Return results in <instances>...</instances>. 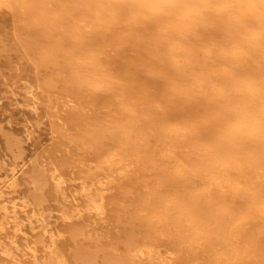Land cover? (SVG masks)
<instances>
[{
    "label": "bare ground",
    "instance_id": "1",
    "mask_svg": "<svg viewBox=\"0 0 264 264\" xmlns=\"http://www.w3.org/2000/svg\"><path fill=\"white\" fill-rule=\"evenodd\" d=\"M7 1L22 6L24 18L20 20V23L23 22L24 27L27 28L26 33L23 32L26 35L23 41L25 44H29L33 41L39 42V64L47 65L48 63L50 67L51 65H56V68L53 67L57 71V83L56 79L54 81L53 78L50 79L51 77L46 78L42 82V85L39 83L43 86V90H40L46 93L44 96L45 100L43 101H45V107L47 104L46 109L51 107L52 109H50L53 110L56 115L57 112L59 113L61 110L64 111L63 113L67 114H65L66 118H64V121L58 119L56 116L58 121L62 120V126L67 124L68 128L69 126L75 129L77 128V130L79 128L77 133H74L75 135L73 134L74 141L78 142L79 146H85L87 143L90 144V146L88 144L87 148L91 149L90 153L93 154V157L91 159L92 163H90L88 169L93 166V170L104 172V164L108 166L121 163L124 164L128 159L125 154L126 150L129 148H136L139 146L140 141L147 139V137H144V139L139 137L137 140V137L135 139L132 138L133 131L137 130L136 132H138L139 129L141 130L142 128H137V123H148L149 125H147L150 128L152 125L155 129H158L157 131H161L160 133H162L163 137H166V141H164V143L162 142L163 146L159 149L162 159H172L174 150L178 147L183 148L184 146L190 145L191 148L192 146L195 148L196 152L193 148L192 150L193 153H196H194L196 156L190 152L192 156L191 163L188 162V160H186L188 163H185L190 165L195 163L192 169L194 167L196 169L201 168L200 171H203L204 176L210 179L206 189L207 192L204 190V197L205 193H207L206 195H210V192L213 190L212 186H215L219 192H224L226 183L230 180L227 178L228 171L235 172V183L232 181L233 185H236V182L237 184H241L242 180H249V184L252 183L253 186L256 184V186H258L257 191L249 204L251 208L255 207V209L258 210L259 216L264 220V98H262V92L257 89L255 84V78H264V69L251 73V77L247 79V82H242V77L237 75L235 70L228 69L230 64L229 60L225 57L222 58V56L228 54L226 55L228 57L230 53L236 51L240 39L239 36L236 35L237 28L239 26H246L245 21L248 16H259L261 25H264V0H207L209 3H232L239 7L223 9L227 13H225L227 16L219 17L221 20L216 18V15H210L207 21L205 20L207 18L203 17L206 22L203 23L200 28H190V30L185 26L187 22L170 18H161V20L157 21V18L150 19V17V20L148 19L145 22L142 19V21L139 22L140 28L135 30L134 24H136L144 14L140 15L135 11L129 10V8L115 11L110 10L111 4L118 0H76L83 6V8H81L82 16L87 15L89 4L95 3L100 19L99 24L106 27L108 30L111 29L113 33L111 38H108L110 35H108L109 32H107V37L101 35L99 38L91 39L87 42V45L75 48L77 52L73 54L71 52L72 49L68 47L71 44H67V48L70 50L65 51V56L62 54V51L65 50L64 42L62 43L58 41L57 38L55 39L56 35L53 34V30L60 28L61 23L56 21L54 17H51L52 13H54V11H52L54 7H50V2L52 0ZM125 1L129 5L134 2V0ZM213 12L215 13L216 10ZM213 12H211V14ZM72 13L74 14V12H71V14ZM70 15H68V17H70ZM30 21L33 23L32 26L29 24ZM90 26L91 25H89V27ZM158 28H162V31H165V33H156ZM86 30L90 31L88 27ZM133 33H137L135 41H131L129 44V36ZM244 36L247 35L245 34ZM127 43L130 46V50L127 55L123 56L121 53L125 51L123 48ZM118 45H123L121 46L122 49L120 46L116 48L120 49L119 51L114 49ZM206 52H211L212 57L209 56L210 53L208 56L204 55ZM61 54L63 55L62 57H64V65L61 64L62 68L67 67V70H69V74L66 73L67 76L64 72H60L59 66L61 65L59 64V66H57L58 62L56 63L55 60L57 55L62 59L60 56ZM82 55L85 56L84 60H82V58H84ZM116 56H120L121 58L117 59L115 58ZM262 66L260 65V67ZM251 67H253V65ZM210 75L212 79H210ZM118 80H121L123 85L116 83ZM36 85H38V83ZM35 90L36 88L34 89L31 84L25 90L26 97L29 100L26 107L32 114L39 116L40 110L38 106L41 104L40 97L43 93L41 94V92L39 93L37 91L41 94L39 97ZM102 92L106 93L105 96ZM52 94H55V96ZM116 106H118L119 110L115 109ZM83 109L87 110L84 114L81 113ZM65 110H70L71 112L69 113V111L66 112ZM117 110L119 112L126 111V114L120 115ZM144 115H148L149 117L147 116L148 119L141 121L140 118ZM24 127L25 138L31 140L35 133L33 125L27 121ZM143 130L145 129L143 128ZM178 137L181 140H178ZM147 140L149 141V139ZM144 146L145 145H143V148ZM187 149L188 148H186V150ZM182 151L184 153L186 152L185 150ZM186 154H188L189 158V151L188 153L186 152ZM173 157H175V159H180V157ZM183 157L181 159L182 161L184 159ZM195 157L196 161H194ZM4 159L5 158H2L0 161L1 212L5 211L6 208L4 197L6 195V187L14 181L18 174H24V168L22 170L19 169L18 163L16 162L17 160H15L16 158H13L15 162L10 160L7 162ZM181 160L177 161L181 164ZM164 163L165 162H163V164ZM243 163L247 165L245 168L246 170L238 167ZM167 164L169 165L170 163L168 162ZM153 167H157L156 164H154ZM179 167L182 169L181 165H176L173 169L179 172ZM167 169L169 171V168ZM170 169L172 170V168ZM164 171L162 169L157 172V185L155 184L156 187L151 193L146 192L145 188H142V191H145L142 193L149 196L151 195L153 199L152 204L157 209L153 210L154 208H151L152 204L150 205V203L145 201H143L144 204L140 203V208L142 211L145 209L157 211V214H160V216L162 214L168 215L167 224H165V222V225L162 223L161 230H163L160 235L165 234V232H163L164 229H166L167 225H170L169 215L174 212L176 214V219L171 217L170 220H173V218L175 219L171 221V224L173 223L171 227L178 232L179 236L183 235L185 232L196 230V234L201 241H199V239L197 241L196 239L195 243L192 242L188 244L189 247L192 246L190 248L193 250L189 253L187 252L189 247L188 249L185 248V252L188 253V256L180 263L201 264L199 258L200 253L209 254L217 250L220 243L216 242V240L218 241V239L225 237L226 224L229 220L236 218V215H233L226 206L215 207L209 199H206V201V197L204 198L203 195L201 199L200 195L202 193L200 195L197 193L194 194L196 191H193L194 186L191 190L189 186L190 183L185 184L184 179L182 180L183 184L179 185L181 182L178 184L181 178L187 177L186 180H188V176L191 174V168L189 169L190 174L187 173L189 174L188 176H186V171L185 174L180 171L184 174L181 175L180 178L176 176L177 173L175 174V178L173 176L170 177L166 171ZM172 171V173L176 172L175 170ZM197 173L198 171L195 175H197ZM203 174L201 173L199 177L201 178ZM44 176L46 175L41 172L31 175V178L39 184L40 189L46 182ZM190 176H194L193 173ZM49 178L54 188L59 190H57V193H61L63 196L64 187H62V185L66 183L64 177L55 169L52 171ZM177 178L179 179L176 180ZM80 185L91 208L94 209L97 215L104 216V190L100 189L99 191L92 192V185L84 180H81ZM178 186L181 189L178 190ZM167 187L176 188H174L175 190L171 189L172 191L169 189L167 192ZM126 190L128 191V189ZM38 197L40 199L38 200L42 201V195ZM65 198L64 196L63 199L65 200ZM122 204L118 203L120 207L118 210L120 212L123 208H126V205ZM134 205L135 204H133V206ZM38 207L40 208V206ZM38 210L37 208V211ZM250 210L252 211V209ZM127 214L125 227L122 231L119 230V233L114 237V242H109V244H104V242L101 243L97 238L98 234L102 233H94L91 243L93 240L94 242L90 247L77 243L72 248L71 253L67 254L60 250L57 244L58 235L48 228L47 220H45L44 217L45 215L39 217L34 213L32 215L25 214V219H18V215L13 214L10 220L15 223V228L20 230L25 236L26 233L21 227L24 223H27V228L30 227V229H33V218L38 217L36 219L38 221L37 224L39 226L43 225L42 235L47 237V240H44L40 246L49 248L46 253L47 258L46 256L41 257L42 259L45 258L43 259V264H137L140 262L139 259L142 260L143 258L155 264H179L172 261L171 258L165 257L173 255L175 248H166L165 253L169 255H164V253V256H162L161 250L155 247L153 243L151 244L152 239H154L152 236L157 233L153 222H140V214L138 215L137 212L128 211ZM75 215L76 211L74 216ZM154 215L155 214H149L145 219H151ZM112 216L114 217V215ZM183 216H186L187 223L185 221V223L182 222ZM9 218L10 216L7 215L6 211L1 214L0 230L10 221ZM68 218L71 217L63 213V219L68 220ZM163 219L164 218H161L160 220L163 221ZM158 223H160V221ZM182 223H184V227L186 225L185 228ZM202 223L207 227L200 230L198 227ZM163 225L165 228H163ZM172 228L170 230H172ZM170 230H167V232ZM72 231L74 232L72 237L76 240L84 233L85 226L78 227L75 231ZM170 232L173 233L175 231ZM170 232L168 233L171 238ZM262 234L264 233H261V235L247 234L245 238V247L243 250L245 254H247L246 256L250 264H258L259 259H264V236H262ZM95 236L97 237L95 238ZM1 237L2 236H0V246L2 247V253L8 256L7 258L12 261V264L24 263L16 258L18 253L26 255V257L31 259L34 258L33 260L35 261V256L39 247L35 244L40 240L42 241V238H39L37 241L24 242L25 245L20 246L14 240L7 243ZM188 237L190 238V236ZM191 237H193V235ZM194 238L195 237L192 239ZM181 241H183V245V243L187 241V238L185 242L184 240ZM148 242H150V246ZM181 247L183 249V246ZM176 249L177 251L179 250L178 247ZM26 251L29 255L26 254ZM197 251H200V253L198 254ZM235 260L236 255L232 254L229 264H235ZM30 263L31 261H29V264Z\"/></svg>",
    "mask_w": 264,
    "mask_h": 264
},
{
    "label": "rangeland",
    "instance_id": "2",
    "mask_svg": "<svg viewBox=\"0 0 264 264\" xmlns=\"http://www.w3.org/2000/svg\"><path fill=\"white\" fill-rule=\"evenodd\" d=\"M50 5H51L50 7H52V8L54 7V9L52 10V11H54V13H52L51 17H54V19L56 21H59L61 23V27L53 30V34L56 35V37L54 36L55 39L57 38L58 41H61L62 43L64 42L63 44L65 45V50L62 51L63 52L62 54L64 56H65V54H64L65 51L70 50V49L68 50L67 44H69V45L71 44L68 47L72 49L71 52L73 54L74 52L75 53L77 52V50L75 48L87 45V42L90 41L91 39L99 38V37H101V35H104L105 37H107V34H106L107 32H109V33L111 32L110 34L108 33V35H110V37L108 36V38L112 37V33H113L112 30L111 29L108 30L106 27H103L99 24L100 19L98 17V10H97L95 3L89 4L90 5L89 11L87 12V15H84V16L81 15V13H82L81 8H83V6H81L76 0H67V1H65V0H52L50 2ZM124 6H126V7H124ZM110 8H111L110 10H112V11L122 10L124 8L125 9L129 8V10H132L129 7V4L125 0H118L114 3H112ZM132 11H134V10H132ZM71 12H74V14L73 13L71 14ZM211 12H213V11H211ZM211 12L207 13V17H206V15L204 16V18H207V19H205L206 21L208 20L210 15H216L217 16L216 18H218V19L221 16L222 17L227 16V15H225L226 12L223 9L222 10H216V12H215L216 14L214 12L211 14ZM139 14L142 15L141 13H139ZM23 15H24V13L22 10V6L20 4H15V3L9 2L7 0H0V161L2 158H5L4 160L7 162H9L8 160L14 161V162H15V160H17L16 162L18 163L19 169L22 170L24 168V174H18L17 177L14 179V181L12 183H10L5 189V194H6L4 196L5 197V203H6L5 211H6L7 215L10 216L9 220L12 219L11 216H13V214L18 215V219H25L26 218L25 214L32 215L34 213V214H37V216H39V217H41V215H43V216L45 215L44 217H45V220H47L46 222L48 223V228L51 229V231H53L54 233H56L58 235L57 236V244H58L60 250L67 254V253H71L72 248L77 243L82 244L83 246L87 245L90 247V245H92L94 242V240H93V242L91 243L92 237H94V233H96V234L102 233V234H98V238H97L101 241V243L104 242V244H109V242L110 243L114 242L115 241L114 237L117 235V233H119V230L122 231L123 228L125 227V221L127 218L126 215H128L127 214L128 211L134 212V213L137 212L138 215L140 214V219H141L140 222L151 221L155 225V229L157 230V233L152 236V238H154V239H152V242L150 240L151 244L153 243V245L155 247H158L161 250L162 256L167 254V253H165L166 248H168V247L175 248L174 251L172 250L173 255L167 254V255H169V257L168 256H165V257L171 258L172 261H174L176 263L183 264L180 262H182L188 256V253L185 252V248L188 249V247H189L188 244H190L192 242L195 243L196 239H197V241H198V239H199V241H201V239L198 238V235L196 234V230H193V231H190L187 233L185 232L183 235L180 234L181 236H179L178 232L176 230H173V228L171 227V225L173 224V223L171 224V221H174L176 219L175 218V216H176L175 212L174 213L171 212L173 215L172 214L169 215L170 216L169 217V221H170L169 224L170 225H167L166 229L170 230L172 228V230H170V231H175V232L171 233L170 231H168V232H170L171 238H170L169 233L167 232L166 229H164V231H163V232H165V234L160 235L161 231L163 230V229L161 230L162 223L164 224V222H165V224H167L168 215L162 214L160 216V214L159 215L157 214V211H151L149 209H145L142 211L140 208L141 207L140 205L143 203V201L150 203V205L152 204L153 199H152L151 195L149 196V195H146L145 193H142L144 191V190L142 191V188L143 189L145 188L146 192L151 193L153 191V189L156 187L155 184L157 185V183H156L157 175L156 174H157V172L161 171L162 169H163V171L165 170L166 173L170 177L173 176L176 178V176L177 177L179 176V178H180L181 175L185 174V171H186V174L187 173L190 174L189 169L191 168V174L193 173L194 176H190L191 174L190 175L187 174L186 176L189 175L188 176L189 182H188V180H186L187 177H185V178H181L180 179L181 181L179 180L178 184L180 182L181 183L179 185L183 184L182 180L184 179L185 184L190 183L189 186L191 187V190L193 188H194L193 191L196 190L194 194L197 193L198 195H200L202 193L200 195L201 196L200 198L202 199V195L204 197V190L206 191L208 181L210 179L204 176L203 171H200L201 168H197L199 170H197L195 167L192 169V166L193 165L195 166V163H193V165L192 164L191 165L186 164L192 160L191 154L193 153V150L195 151V148L192 146V148H193V150H192L190 145L184 146L183 148L178 147V148H176V150H174L173 156H176V158L180 157V159H175V157H173V156H172V159H168L169 161L167 159H164V158L162 159L161 154H160L161 151L159 149H160V147L163 146L164 141H166V137L165 136L163 137L162 133H160L161 131H157L158 129H155L152 125L150 128L148 126L149 125L148 123H147L148 124L147 125V124H143L142 122H140V123H137L136 127L137 128L142 127V128H141V130L139 129V131H138L139 133L136 132L137 130L133 131L132 138L135 139L137 137L136 138V140H137V139H139V137H142L143 139H144V137L145 138L147 137V139H149V141L147 139H145L146 141L145 140L140 141L141 145L139 144V146H137L136 148H134V149L129 148L128 150H126L125 154L127 155L128 159L125 161L124 164L121 163L122 165L116 164L114 166H108V165L104 164L103 168L105 167V170L108 168L106 171L104 170V172L99 171V170L98 171L93 170L94 169V168H92L93 166L91 167L92 169L91 168L88 169V166L90 165V163H92L91 159L93 157V154L90 153L91 149L87 148L89 143H87L85 146L80 145L81 146L80 147L78 142L74 141L73 134L77 133L79 128H78V130H77V128L75 129L74 127H71V126H69V128H68L67 124L62 126L63 123H61V122H62V120L64 121V118H66L65 116L67 114L63 113L64 111L61 110L59 112L60 115L58 112L56 115V113L53 110H51L52 109L51 107H50L51 109L50 108L46 109L47 104L45 107V103H44L45 101H43V100H45L44 96L46 95V93L44 91H42L43 86H41V85H42V82L46 78H50V77H51L50 79L53 78L54 81L56 79V83H57L58 75H57V73H56L57 71L55 69L56 65H51V67H50V65L48 63H47V65H40L39 64V62H38V59H39L38 50H39V45H40L39 42L33 41V42H30L29 44L24 43L23 40L26 38V35L23 32L26 33L27 28L24 27L23 22L20 23V20L24 18ZM68 15H70L71 18L68 17ZM146 15L144 14V16H142L140 18V20L135 18L136 20H138V22L136 24H134L135 30H138L140 28L139 22H141L142 19L144 20V22L147 21L149 19V17H150V19L151 18H157V21L161 20V18L166 19V17L164 18V17L160 16V18H159V16L155 17L154 15H150V16H149V14L147 16ZM204 18L198 20L195 24L186 23L185 26H186V28H188V30H190V28L198 29L201 27V25H203V23L206 22L204 20ZM170 19H174V18H170ZM219 20H221V19H219ZM31 22L32 21H30L29 24L32 26L33 23H31ZM199 22H201V23H199ZM81 23L82 24L84 23V24L82 25ZM245 23H246V26H239L237 28L239 30V32L237 30L236 35L239 36L240 39L238 41L236 51H234L233 53H230L228 57L226 56L228 54L222 56V58L225 57L230 62L228 69L229 70H235L236 74L239 75L240 77H242L241 78L242 82H247V79H249L251 77V73H254L258 70L261 71L262 69H264V68H262V67H264V66H262V65H264V25H261V21H259V16H248ZM196 24H197V28H196ZM79 25H82V26H79ZM89 25H91V26L89 27ZM84 26H86V27H84ZM87 27L90 29V31L86 30ZM160 32L165 33V31H162V28H158L156 33L159 34ZM78 34H80L81 36ZM136 34L137 33H135V34L133 33L129 36V38H130L129 44L131 43V41H135ZM245 34L247 36H244ZM60 37L62 40L60 39ZM161 37H163V36H161ZM257 37H258V39H257ZM133 38H134V40H133ZM256 40H258V41H256ZM67 41H69L70 43ZM129 44L127 43L126 45H124L123 50H125L126 52L124 51L123 53H121V54H123V56L128 54V52L130 50ZM240 44H242V45H240ZM119 46L121 47L123 45H118L114 49L119 51L120 49H116V48H119ZM245 47H247V48H245ZM121 49H122V47H121ZM255 49H257V50H255ZM256 51L259 53H257ZM209 53H210V55H209ZM245 53H247V54H245ZM62 54L60 55L61 57L63 56ZM204 55H206V56L209 55L210 57H212L211 52H206V53H204ZM82 56H84V55H82ZM63 58L64 57H62V59ZM115 58L120 59L121 57L116 56ZM60 59L61 58L58 57V55H57V58L55 59L56 63L58 62L57 66H59V64L64 65V59L63 60L62 59L60 60ZM84 59H85V56H84V58H82V60H84ZM254 61H256V62H254ZM259 63L262 67H260ZM240 65H241V67H240ZM252 65H253V67H251ZM59 67H60V72H64L65 75H66V73L69 74V72H68L69 70H67L68 69L67 67L62 68V65ZM238 71H239V73H238ZM260 78L261 77L255 78V84L257 86V89L260 92H262V94H261L262 98H264V83H262V82H264V78H261V79ZM210 79H212L211 75H210ZM25 82H27V83H25ZM37 83H38V85H36ZM116 83L123 85L122 84L123 82L121 80H118ZM30 84L34 87V89L36 88V90H35L36 92L38 91L39 93L41 92V94L43 93L41 96V94H39L37 92L38 96L39 97L41 96L40 97L41 104L38 106L39 110H40L39 116L32 114L28 110V108L26 107V104L29 102V100L26 97V91L25 90L30 86ZM37 86H38V88H37ZM40 89H42V90H40ZM102 94H104V96H105L106 93L102 92ZM52 95L55 96V94H52ZM42 101H43V104H42ZM118 106H116L115 109L119 110ZM65 111L66 112L69 111V113L71 112L70 110H65ZM85 111H87V110L83 109L81 111V113L84 114V113H86ZM119 113H120V115H123V114L125 115L126 111H121ZM141 115H143V114H141ZM56 116L58 117V119H62V120L58 121V119H56L57 118ZM147 116L148 115L141 116L140 120L142 121L144 119L145 120L148 119L149 116L148 117ZM27 121H29L33 125V130L35 132L34 136L31 138V140L26 139L24 136V129H25L24 126H25ZM138 124H139V126H138ZM56 125H57V127H56ZM66 125H67V127H66ZM143 128L145 130H143ZM151 129H152L153 134L155 136L152 134ZM67 130H69V131H67ZM74 130H75V132H74ZM140 133H143V134H140ZM156 133H159V134H156ZM68 137H69V139H68ZM151 137H153V138H151ZM178 140H181V139L178 137ZM152 141H155V142H152ZM142 143H143V145H145L144 148H143ZM89 146H90V144H89ZM189 147H190V149H189ZM186 148H188V149L186 150ZM135 149H136V151H135ZM182 150H185L187 153L189 151L190 157L188 158V154H186V152L184 153ZM177 151H178V153H177ZM190 152H191V154H190ZM179 154L182 157L184 156L183 161L181 160L182 157ZM195 154H194V156H196ZM11 158L12 159L16 158V159L12 160ZM161 160H163V161H161ZM177 160L178 161L181 160L182 163L180 164ZM186 160H188V162H186ZM166 161H167V163L169 162L170 164L168 165L166 163ZM194 161H196V157H195ZM163 162H165V163L163 164ZM154 164H156L157 167H153ZM175 164L177 166L181 165L182 169L184 168L182 170L181 167H179L180 168L179 172L181 171L184 174H182L181 172H180L181 173L180 174L179 172L176 171V169H173L176 166ZM162 165L164 168L162 167ZM166 165H168V166H166ZM238 167H241L242 169L246 170L245 168L247 167V165L245 163H243V164L239 165ZM167 168H169V171ZM170 168H172V170H175L176 172L172 173L173 171ZM176 168H178V167H176ZM185 168H186V170H185ZM55 169L66 180V183H64L65 185H62V187H64L63 196L61 195V193H57L58 189L54 188V186H53V184L49 178L52 171ZM122 171H123V173H122ZM197 171H198V173H197V175H195V173ZM39 172L46 175V176H44L46 179V182L42 186L41 189L39 188V184H37L31 178V175H33L35 173H39ZM228 172L229 173H227L228 174L227 178H228V180L229 179L230 180L226 183V188L224 189V192H219L215 188V186H212L213 187L212 192H210V195H206L207 193H205L206 198L205 197L204 198H205V200L209 199L211 201V203L214 204L215 207L216 206L228 207L229 211L232 212L233 215H236V218L228 221L230 225L227 222L226 227H225V231H226L225 237L226 236L227 237L226 238L223 237L221 239H218V241L216 240V242H218L220 244H219V246L215 252L209 253V254H203V253H200V251L199 252L197 251L198 254L200 253L199 258H200L201 264H229V260L232 256V254L236 255L235 264H250L249 259L246 256L247 254H245V252L243 250L245 247V238H246L247 234H249V235H261V233H264V222H262L264 220H262V218L259 216L258 210L255 209V207L251 208V206L249 204L250 200L255 195L258 186H256V184H254V186H253L251 181H250L251 184H249V180H242L241 184H237V182H236V185L235 184L233 185L232 181L234 182L235 172H233V171H228ZM199 173L203 174V176L201 178L199 177V176H201ZM142 174L145 176H143ZM175 174H176V176H175ZM118 175H120V176H118ZM153 178H156V179H153ZM179 178H177L176 180H178ZM81 180H84L85 182L90 183L92 185V188H91L92 192L99 191L100 189L104 190L103 191L104 199H105L104 200L105 201V213L103 214L104 216L97 215L96 212L94 211V209L91 208V205H90L88 199L85 197V194L81 188V185H80ZM101 182H103V183H101ZM191 184H192V186H191ZM121 185L124 187H122ZM124 188H125V190H124ZM167 188L168 189L166 191L168 192L169 189L173 190L176 187H173V188L167 187ZM126 189H128V191ZM177 189L179 190L181 188H179V186H178ZM201 189H203V190H201ZM38 192H40V193H38ZM40 195H42V201H39L40 199L38 196H40ZM64 196L67 199L65 198V200H64L63 199ZM57 199H58V201H57ZM36 200H37V202H36ZM106 202H108V203H106ZM59 203H61V204H59ZM118 203L119 204L123 203L122 205H126V208H123V210H125V211H123L121 209L122 211L120 212L118 210V208H120ZM132 203L135 205L133 206ZM137 203H138V205H137ZM107 205H108V207H107ZM232 205H234V206H232ZM38 206H40V208ZM36 207L39 209L38 211H37ZM249 207H250V209H252V211L249 209ZM151 208H154L153 210L157 209L154 207L153 204L151 205ZM5 211H2V212L0 211V217H1V214H3V212H5ZM75 211H76V215L74 216ZM159 211H160V209H159ZM24 212H25V214H24ZM107 212H108V214H107ZM63 213L69 215L71 218H68V220L63 219ZM142 213H143V215H142ZM149 214L150 215L155 214V215L152 216L151 219H149V218L145 219V217ZM72 215H73V217H72ZM112 215H114V217ZM171 217H174L175 219L173 218V220H170ZM37 218H33L34 219L33 229H30V227L27 228V226H28L27 223H24V225L21 227V229H23V231L26 233L25 236L20 232V230H17L15 228V223L11 220L2 228L3 230L2 229L0 230L1 231L0 236H2L1 238L5 242L9 243V242L14 240L20 246L25 245L24 242L37 241V240H39V238L40 239L42 238V241L40 240L35 244V245L39 246L38 250H37V254L35 256V261L33 260L34 258L31 259V258L26 257V255H23L21 253L17 254L16 258L20 259V261H23L26 264H29V261H31L30 264H43L44 263L43 259H45V258L42 259L41 257L46 256V258H47L46 253L49 250V248H46L44 246H40L44 240H47V237H45V235L44 236L42 235L43 225L39 226L37 224L38 223V221L36 220ZM161 218H164L163 221L160 220ZM227 218H229V217H227ZM159 221H160V223H158ZM184 221L186 222V216H183L182 222H184ZM184 223H182L183 227H184ZM164 225H163V228H165ZM81 226H85L84 233L82 234V236H79L76 240L73 239L72 235L74 232L72 230L75 231L78 227H81ZM185 227H186V225H185ZM206 227L207 226H205V224L202 223L199 225L198 228L200 230H202V229H205ZM165 235H167L168 237ZM187 235L190 236V238ZM192 235H193V237H195L194 239H192L193 238V237H191ZM262 236H264V234H262ZM96 237L97 236H95V238ZM186 238H187V241H186ZM188 239H189V241H188ZM24 240H26V241H24ZM179 240L180 241L184 240V242L185 241L186 242L183 243V245H182L183 241L180 242ZM150 242H148L149 246H150ZM178 242H180V243H178ZM184 244H185V247H184ZM153 245H151V246H153ZM176 245H179V246H176ZM181 246H183V249ZM177 247L179 248L178 251L176 249ZM190 247H192V246H190ZM190 247H189V250L187 251L189 253H190V251L193 250ZM26 254L29 255V253L27 251H26ZM172 256H173V258H172ZM7 257H8L7 255H4L2 253V247L0 246V264H12V261H10ZM211 257H212V260H211ZM139 261L140 262H138L137 264H139V263L140 264H155V263L148 261V259L146 260V258H143L142 260L139 259ZM23 262H21V263H23ZM217 262H219V263H217ZM260 263L264 264V259H262V260L259 259L258 264H260ZM73 264H76V263H73Z\"/></svg>",
    "mask_w": 264,
    "mask_h": 264
},
{
    "label": "clouds",
    "instance_id": "3",
    "mask_svg": "<svg viewBox=\"0 0 264 264\" xmlns=\"http://www.w3.org/2000/svg\"><path fill=\"white\" fill-rule=\"evenodd\" d=\"M129 7L137 13L195 24L208 12L239 6L232 3H209L207 0H134Z\"/></svg>",
    "mask_w": 264,
    "mask_h": 264
}]
</instances>
